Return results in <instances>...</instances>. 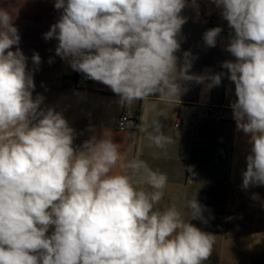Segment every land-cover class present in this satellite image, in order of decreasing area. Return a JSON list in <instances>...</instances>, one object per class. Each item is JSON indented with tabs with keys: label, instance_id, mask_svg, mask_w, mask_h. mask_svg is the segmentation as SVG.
Wrapping results in <instances>:
<instances>
[{
	"label": "clouds",
	"instance_id": "obj_1",
	"mask_svg": "<svg viewBox=\"0 0 264 264\" xmlns=\"http://www.w3.org/2000/svg\"><path fill=\"white\" fill-rule=\"evenodd\" d=\"M212 2L234 31L226 50L235 61L222 68L235 85L236 129L250 137L242 187L264 186V0ZM186 6L187 0H55L62 14L44 39L55 38L56 55L108 86L121 106L154 95L174 103L188 82L211 90L225 75L189 74L190 52L179 63ZM221 31L207 30L205 44L215 47ZM20 39L0 9V264H203L211 235L175 206L156 209L166 174L138 156L121 164L122 145L109 129L75 147L62 113L42 110L43 97L33 99ZM31 59L41 63L39 54ZM137 130L157 147L174 142L158 121ZM187 206L190 220L207 222L196 198Z\"/></svg>",
	"mask_w": 264,
	"mask_h": 264
},
{
	"label": "crops",
	"instance_id": "obj_2",
	"mask_svg": "<svg viewBox=\"0 0 264 264\" xmlns=\"http://www.w3.org/2000/svg\"><path fill=\"white\" fill-rule=\"evenodd\" d=\"M54 4L55 0H0V9L9 13L21 37L19 48L33 74V99L43 97L40 108L62 113L74 129L75 147L109 129L113 141L122 145L121 164L138 156L154 171L166 174L167 185L156 209L175 206L186 222L211 235L212 253L203 264H264V186L242 187L250 137L236 129L230 106L236 99L235 85L222 68L223 62L235 61L226 50L232 35L222 30L215 47H208L203 39L207 30L221 27V9L212 0H195V5L187 0L176 53L180 64L183 53H191L189 74L225 73L219 86L205 90L204 84L188 82L180 101L166 103L154 95L121 106L108 86L88 79L73 70L69 60L56 55L55 38L44 39L62 14ZM34 53L41 57L38 66L31 59ZM210 106L217 107L213 115L208 112ZM123 113L130 116L126 131L117 128ZM154 121L162 124L173 143L157 147L147 133H138V125L150 126ZM254 194L258 199H253ZM195 198L204 207L206 223L190 220L187 205Z\"/></svg>",
	"mask_w": 264,
	"mask_h": 264
},
{
	"label": "built area",
	"instance_id": "obj_3",
	"mask_svg": "<svg viewBox=\"0 0 264 264\" xmlns=\"http://www.w3.org/2000/svg\"><path fill=\"white\" fill-rule=\"evenodd\" d=\"M221 29L225 32V33H227V34H230V35H234V31H233V29H231L230 27H229V25H228V22L226 21V20H222L221 21ZM217 110V107H215V106H210L209 108H208V112H209V114L210 115H213L214 113H215V111ZM215 120H220V118L218 117V116H215V118H214ZM130 121V116H129V114L128 113H123L120 117H119V119H118V122H117V128H118V130H120V131H126V129H127V124H128V122ZM179 122V121H178ZM125 125V126H124ZM179 126V124H176V127H178Z\"/></svg>",
	"mask_w": 264,
	"mask_h": 264
}]
</instances>
